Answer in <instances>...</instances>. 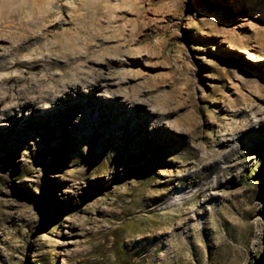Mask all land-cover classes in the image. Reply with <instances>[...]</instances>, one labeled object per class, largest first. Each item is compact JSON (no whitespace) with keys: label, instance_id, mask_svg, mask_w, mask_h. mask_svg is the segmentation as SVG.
I'll return each mask as SVG.
<instances>
[{"label":"rangeland","instance_id":"1","mask_svg":"<svg viewBox=\"0 0 264 264\" xmlns=\"http://www.w3.org/2000/svg\"><path fill=\"white\" fill-rule=\"evenodd\" d=\"M100 44L159 116H4L0 264H264V0H0L1 79Z\"/></svg>","mask_w":264,"mask_h":264},{"label":"bare ground","instance_id":"2","mask_svg":"<svg viewBox=\"0 0 264 264\" xmlns=\"http://www.w3.org/2000/svg\"><path fill=\"white\" fill-rule=\"evenodd\" d=\"M98 49L105 50L106 47L104 44L96 45L91 51L87 50L84 53L73 55L72 58H66L62 62L52 61L49 63V69L43 73H40V71L38 74H35L36 70L40 68V64H33L25 66V70H22L21 73L19 72L20 75H18V77L0 78V120L10 112H14V116L19 120L23 118L26 110H31L32 114L38 116L43 112L44 108L50 109L54 105L59 107L61 103H66L70 104V107H68L67 112L61 114L65 115L69 122H74V119L71 116L69 117L74 110L71 103H78L82 100L85 101V98L90 94V90H94L98 94H96L97 98L95 99H87L86 107L82 108V112L85 113L87 118L93 117L96 111L105 107V99H101L104 97L103 92L109 93L110 96L108 95L106 97L114 103L117 113L109 120L90 122L86 128H84L87 131L95 130L100 133V126L111 125L114 122L115 125L113 126L116 131H126L127 121L130 118L132 109L140 110L149 120L159 116L158 111H149V109H146L145 105L140 104L141 95L137 94V92H124L123 95H119L114 91V87L118 85V78L110 74V70L121 61L111 58V56L109 58L106 54L102 57H96L94 50ZM246 59L250 62V64L246 63L248 66L251 64L254 66L261 65L260 58L250 51H247ZM3 68L4 67L0 65V69ZM153 92L154 90L151 91L150 94ZM147 95L149 94H144V97L146 98ZM39 106H44V108H39ZM168 116H171V114L167 113V117ZM155 128L159 130L164 129V127L160 126H156ZM160 132L162 133V131ZM92 137L91 134H86L88 140H91ZM164 138L167 139L168 137L164 136ZM8 141V139H3V142L8 143ZM165 185H170V182L163 183V186ZM174 190L176 191L177 189L174 188ZM175 193L177 194V192ZM189 217L188 215L186 220H191ZM181 223H183V221ZM184 224H187V222L185 221Z\"/></svg>","mask_w":264,"mask_h":264},{"label":"trees","instance_id":"3","mask_svg":"<svg viewBox=\"0 0 264 264\" xmlns=\"http://www.w3.org/2000/svg\"><path fill=\"white\" fill-rule=\"evenodd\" d=\"M262 200L264 201V195L262 196Z\"/></svg>","mask_w":264,"mask_h":264}]
</instances>
